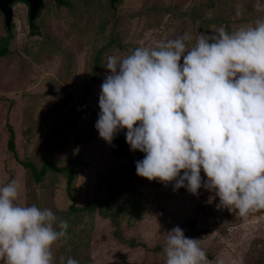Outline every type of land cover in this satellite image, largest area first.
<instances>
[{"label":"rangeland","instance_id":"374dc122","mask_svg":"<svg viewBox=\"0 0 264 264\" xmlns=\"http://www.w3.org/2000/svg\"><path fill=\"white\" fill-rule=\"evenodd\" d=\"M55 2L43 0L38 35L29 33L25 3L10 5V31L0 14L6 53L0 57V186L15 179L21 186L16 203L48 208L68 222L67 237L52 246L54 264L61 257L79 264H164V233L177 226L200 240L204 264H264V209L241 217L217 208L219 198L203 187L192 195L186 187L174 191V181L139 177L135 164L144 153L126 143L129 158L118 156L125 147L106 143L95 129L108 56L181 35L191 47L199 33L254 25L264 17V0ZM126 131L116 135L125 138ZM11 132L15 154L8 149ZM45 162L72 171L76 210L69 208L66 171L46 169L36 181L24 166L39 170ZM129 169L127 188L102 212L81 209L114 194Z\"/></svg>","mask_w":264,"mask_h":264},{"label":"clouds","instance_id":"9594fccd","mask_svg":"<svg viewBox=\"0 0 264 264\" xmlns=\"http://www.w3.org/2000/svg\"><path fill=\"white\" fill-rule=\"evenodd\" d=\"M187 39L108 56L95 129L108 144L127 129L130 150L144 153L137 176L174 181V191L192 195L203 187L219 198L217 208L245 217L264 209V17L232 32L199 33L191 47ZM20 190L15 179L0 186V262L54 264L52 246L67 237L68 222L16 203ZM162 254L164 264L206 260L200 240L178 226L164 233Z\"/></svg>","mask_w":264,"mask_h":264},{"label":"trees","instance_id":"16d2710c","mask_svg":"<svg viewBox=\"0 0 264 264\" xmlns=\"http://www.w3.org/2000/svg\"><path fill=\"white\" fill-rule=\"evenodd\" d=\"M56 5L59 7L60 5L63 4V0H55ZM118 0H113V2H110L111 4L113 3V5L117 2ZM43 9V4L40 7V10ZM38 16V14H37ZM37 16L34 20H28V25L30 28L29 33L31 35H38L37 32V28H35V21L37 19ZM28 18V16H27ZM6 29V28H5ZM10 31V30H7ZM6 53H3V51L0 50V57L5 55ZM115 144H119L122 147H125V150L127 148V144H126V140L125 138L119 136V135H115L114 139H113ZM8 149L15 154V150H14V135L11 132L9 140H8ZM116 155L118 156H122V157H126L129 158L128 156V152L127 150L124 151L123 148H120L116 153ZM24 166L29 167L30 172L32 173L34 179L36 181H39L46 173V169H50L51 171H55V172H61V171H66V192L67 195L70 197V199L72 200V204L70 205V209L71 210H76L77 208L74 206V199L71 195V187H72V182H73V173L69 168H58L56 167L53 163L51 162H45L42 164L41 168L39 170H37L33 165L27 163L24 164ZM133 170L129 169L125 175H124V179L122 180V182H120V184L118 185V187L116 188V192H114V194L108 195L104 200L102 199H96L93 201V203L89 206H85L81 209L85 210V209H89V210H97V211H103L105 209L106 206L110 205V203L112 202V199L115 195V193H119L121 192L123 189L127 188V182H128V178L132 175Z\"/></svg>","mask_w":264,"mask_h":264},{"label":"water","instance_id":"95a60500","mask_svg":"<svg viewBox=\"0 0 264 264\" xmlns=\"http://www.w3.org/2000/svg\"><path fill=\"white\" fill-rule=\"evenodd\" d=\"M16 0H0V13L3 15L4 25L7 30L10 29V24L12 21V8L11 4ZM25 3L28 7V20H34L39 12L43 0H18ZM113 2V0H111Z\"/></svg>","mask_w":264,"mask_h":264},{"label":"flooded vegetation","instance_id":"af4514ba","mask_svg":"<svg viewBox=\"0 0 264 264\" xmlns=\"http://www.w3.org/2000/svg\"><path fill=\"white\" fill-rule=\"evenodd\" d=\"M113 4V3H112ZM12 6H13V4H12ZM12 8V7H11ZM13 9V8H12ZM28 7H27V15H28ZM40 12H41V10L39 9V12H38V16H39V14H40ZM1 14V13H0ZM13 14V13H12ZM2 15V14H1ZM38 16H37V18H38ZM2 17H3V15H2Z\"/></svg>","mask_w":264,"mask_h":264}]
</instances>
